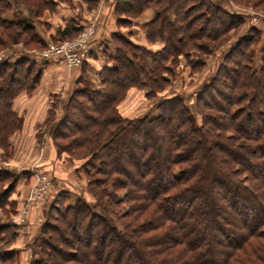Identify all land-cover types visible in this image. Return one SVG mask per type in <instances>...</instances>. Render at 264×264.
I'll list each match as a JSON object with an SVG mask.
<instances>
[{"label":"trees","instance_id":"1","mask_svg":"<svg viewBox=\"0 0 264 264\" xmlns=\"http://www.w3.org/2000/svg\"><path fill=\"white\" fill-rule=\"evenodd\" d=\"M11 2L0 0V28L6 32L0 45L29 33L24 45L41 42L29 18H5ZM22 2L37 12L48 6L47 0ZM147 7L155 17L142 27L145 38L163 47L149 51L114 32L115 54L96 74L98 89L84 83L87 88L69 96L63 119L54 123L48 116L56 155L87 154L80 168L91 178L87 185L96 201L89 204L84 194L63 207L60 196L71 193L53 195L30 264H264V44L260 68L254 66L260 33L251 27L252 37L233 46L211 78L190 93L192 101L185 93L172 95L152 104L156 115L125 118L117 106L129 89L154 98L170 82L169 63L183 57L199 70L203 55L216 49L212 44L243 24L211 0H116L118 28L128 27ZM76 30L81 31L70 26L61 35L68 38ZM24 62L0 63L5 156L11 136L23 126L14 102L32 92L41 76V68ZM77 96L86 102L74 101ZM19 177L0 169V208L15 209L10 198ZM16 226L0 225V264L17 262L11 248L17 232L10 233Z\"/></svg>","mask_w":264,"mask_h":264},{"label":"crops","instance_id":"2","mask_svg":"<svg viewBox=\"0 0 264 264\" xmlns=\"http://www.w3.org/2000/svg\"><path fill=\"white\" fill-rule=\"evenodd\" d=\"M85 2L99 3L104 2V0H84ZM221 2V5H225L227 9L233 12L232 7L226 2ZM115 4L116 0H108L107 5H98L101 8V16L97 26L96 35L93 38L91 47L92 54L90 58L80 67H75L69 69L62 62L59 61H48L41 63V76L39 83L35 89V92L31 95L27 93H21L15 100L13 109L15 113L23 118V126L19 132H17L10 139V156L12 163H0V169H8L20 174L21 177L18 178L15 192L11 195V201L16 205L14 210H18L24 205L29 183L31 179L30 168L37 166L39 170L47 171L55 177L59 173L62 177H57L54 183L60 181L56 187L57 192L68 191L72 194H82L83 190L81 185L84 183V173L81 171L80 166H72L69 169L64 165L57 157L53 151V145L48 134H45L44 125L48 119L49 112H55L57 115H61L64 110V105L66 104L72 91L79 84V79L89 75L95 77L96 74L105 66L110 65L109 62L104 60L105 56L109 59L114 53V47L112 45L111 36L117 29V22L119 18L115 15ZM235 10V9H234ZM53 16L56 20L68 28L73 26L74 29H81L84 21H81L77 14L68 6H57L53 12ZM155 17L153 10H146L140 14L135 19H129L131 29L124 31L123 35L130 40L133 44L143 47L149 51H158L163 47V44L159 41L155 43H150L145 38V31L142 29L144 25L151 22ZM49 20L51 19L48 16ZM242 20H245L243 16ZM31 24L34 26L36 34L44 41L46 40L43 29L38 24V22L29 19ZM47 20V24H49ZM260 23V21H258ZM243 24H246L243 21ZM249 24H251L249 22ZM252 28H256L262 35L261 24L251 25ZM61 28L62 31L65 30ZM126 28V27H123ZM122 29V28H120ZM245 29V27H244ZM264 30V29H263ZM264 33V32H263ZM264 42V35L262 36ZM221 58L218 56L215 63L220 61ZM37 58H35L36 60ZM217 63V64H218ZM216 64V65H217ZM216 67L215 64L213 65ZM213 70L210 71L212 73ZM186 91L182 92L184 94ZM192 92V91H191ZM187 93V92H186ZM185 93V94H186ZM174 94V93H173ZM179 94V93H177ZM145 95L142 91H137L134 102L137 104L140 101V106L136 113L129 115V118L143 117L148 113V108L152 106L151 102L146 103L144 101ZM143 104V105H142ZM128 118V116H124ZM33 158V162L23 161L25 158ZM38 157V158H37ZM37 158V159H36ZM36 159V160H35ZM35 160V161H34ZM23 161V162H22ZM27 173V174H26ZM72 175L73 178H70ZM74 175V176H73ZM62 178V179H60ZM69 179V180H68ZM64 183V184H63ZM82 183V184H81ZM67 187H65V186ZM59 187V188H58ZM43 207L45 210L43 211ZM47 205L42 206H31L25 216V222L23 224H17V232L26 235L27 244L31 243L32 238L38 233L39 229L46 221L44 219ZM12 246V249L16 251H22L25 249V241L20 242V238L16 240ZM28 244V246H29ZM28 250L25 249V251ZM23 253V251L21 252Z\"/></svg>","mask_w":264,"mask_h":264},{"label":"rangeland","instance_id":"3","mask_svg":"<svg viewBox=\"0 0 264 264\" xmlns=\"http://www.w3.org/2000/svg\"><path fill=\"white\" fill-rule=\"evenodd\" d=\"M11 1H12L11 3L13 4L14 7H13L12 11L6 13L5 18L13 20L12 16L16 14L17 19L18 18L23 19L25 17V18H29V19H32V20L38 22V24L43 29V32H45L44 35H45L46 40L43 41L39 37L41 39V42H34L30 45H24L23 44L24 39L28 38V36H26V35H32L31 33H29V34H26L22 37H19L16 40L17 43H15V44L10 45L9 42H5L4 45L3 44L0 45V57H2V59L6 58L4 61H2V63L5 61L8 63H15V61H17V60H21V59L23 60L24 59L25 60L24 63H26V65H28L29 63H31V64L34 63V69H40L41 63L43 61L40 59L35 60V58H33V54H31V52L44 51L48 45H54V46H60V47L63 46L64 48L72 47L74 44H77L81 40H85V39H88V44H89L88 57L83 61V63L81 65H79L77 67H80L84 63L87 62V60L90 58V56L92 54L91 44H92L94 36L96 35L97 26H98L99 19H100L101 13H102L101 8L99 9L97 6L98 5H107L108 0H104L103 4H102V2H99V3H93L92 2L91 3L88 1L85 2L84 0H47L48 6L42 12H37L34 10V8H31L29 10L27 8V6L22 2L23 0H11ZM211 1L214 2L215 4H218V5H221L220 1L226 2L228 5H230V7L235 9V10L233 9V12H231L228 9L229 12L234 14L235 16H237L236 18H241L243 16V18H245V20H242V21H244L246 24H242L241 27H237L236 29L230 30L228 34H225L223 36L222 42H217V44H216V42H214L212 45H214V47H216V49L212 53H207L206 55H203L205 62L203 64V66L201 68H199V70L193 71L192 69H190V67L187 65L186 59L183 57H180L178 59V61H179L178 64L177 63H175V64L169 63L168 65L173 72V74L170 78L169 84L164 88L163 91L157 93L154 98H152V99L144 98V101L146 103L151 102V104L152 103L155 104L156 102H158L162 98L170 97L172 95H182V92H184V91H186L187 93L186 92L185 93L188 94L187 99H190V93H192L193 91L199 90L211 78L212 74L215 72V69H216L217 65L220 63V61L223 60L224 57L229 52L233 51V49H234L233 46L236 45L237 43H239L241 40L248 39L249 37H252L253 34L249 30L252 27L251 25L261 24L262 25L261 26L262 31L264 32V30H263L264 29V3H262V1H264V0H211ZM61 5L67 6V7L69 6L77 14L78 18L81 21H84V23L81 27V31L79 30V32H78L76 30L71 37L64 38V39L61 35V32H62L61 28H64L65 26L60 24L56 20V18L53 16V12L55 11L56 7L61 6ZM223 7H225V5ZM149 9L153 10L151 7H147L146 9L141 11L139 13V15L142 14L143 12H145L146 10H149ZM118 15H121V14L118 13ZM48 16L51 17L50 20H49ZM119 17L124 19V16H122V15ZM47 20L51 21V22H49V24H47L46 23ZM258 21H260V23ZM249 22L251 24H249ZM129 26L126 28H122V29L117 27L116 31L118 33L120 32L123 34L124 31L126 32L129 29H131V27H129ZM244 27H245V29H244ZM263 32H262V35L260 34V36H261L260 42L257 46L258 48L256 49L258 54H257L256 60H255L254 66L256 68L258 67V69L260 68L259 59H261V55L259 54V51H260V48L262 47V45L264 44L263 39H262V36L264 35ZM5 34H6L5 30L0 28V41L4 40ZM171 34H172V30H170L168 32L169 38H171ZM171 40L173 41L174 38L172 37ZM119 47H120V44H119ZM121 47L124 48L123 46H121ZM190 53L196 56V53L194 51L193 52L191 51ZM114 54L115 53H113V55ZM129 54L132 55L131 52ZM218 56L221 57V58H218V59H220V61H219V63H218V61L215 63V60ZM106 59L108 60L107 56H105L104 60L106 61ZM54 61L62 62L65 65V63L61 60H54ZM214 64L216 66L215 68L213 66ZM73 68H75V67H73ZM69 69H72V68H69ZM211 70H213L212 73H210ZM82 78L83 79L79 82V84L77 85L76 88H79V89L87 88V87H85L84 83H88V86L90 88L98 89V83H97V80L95 79V77H91L89 75H86ZM35 89L32 92H30L29 95L33 94L35 92ZM137 91H140V90L135 89V88L129 89L125 93V95L122 97L121 101L119 102V104L117 106V110H118V113L122 117L128 116V118H129V115L136 113V111L138 110L141 101L136 104L133 100ZM177 93H179V94H177ZM261 98H262V96H261ZM74 99H75L74 101H76V100L84 101L83 98H81V96L80 97L77 96ZM190 100L192 101V98ZM84 102H86V101H84ZM263 102H264V99H263ZM74 104H75V102H74ZM74 104H73V114L71 115L72 118L77 113L75 110ZM189 104L191 105V102ZM260 107L263 108V106H260ZM148 112H150V115H156V110L153 109L152 106H150V108H148ZM49 115L54 120V123H57L59 120L64 118V113H62L61 115H57V113L51 111V113L49 112ZM136 118H141V117H136ZM44 128H45V134L47 135L48 134V126L44 125ZM15 134H13L11 136V138ZM48 137H50V136L48 135ZM55 143H59V144L63 145L62 141H60V140L55 141ZM53 148H54L53 151L56 154L57 150L55 148V145L53 146ZM80 153L81 154L72 155V156L67 155L65 153H61V154H57L56 157L64 165H66L67 168L72 169L74 166H76V165L80 166V164L82 162L88 160V156L85 152H80ZM10 160H11V156L3 155V152L0 149V163H6V164L7 163L8 164L9 163H11V164L15 163V162H12ZM25 160L28 161L29 163L33 162L32 157L23 159V161H25ZM31 169H36L35 171L43 173L50 183V190H49L48 196L44 199V201L42 203L43 206L44 205L49 206V204H51L53 201V200H50L51 197L53 195H55L56 193H58L56 190V187H54V185L57 184V186H58L60 181L65 183L64 180H59L57 183H54V181H56L57 177L63 176V175L62 176L59 175V173H62L63 171L57 173L56 176L54 177L52 175L53 172L51 174H49L47 171L39 170L37 168V166L30 168V170ZM81 171L84 173L83 175H85V168L84 167H83V169L81 168ZM11 177L13 179H15L16 174L11 175ZM11 177H9L10 179L8 178V181H11ZM70 178H73L72 175ZM60 179H62V178H60ZM89 179L91 180L90 177H86V175L84 176V183L83 184L81 183L82 184L81 188L83 190L82 194H72L71 193L70 195L60 196L62 198L59 201H60V203L61 202L63 203V207H65V206L67 207L69 205L70 206L74 205V203L78 199V196L83 197L84 194L87 195L88 197H91L90 199L88 198L85 200L89 204L93 203L95 198H94L93 194L89 191L88 185H87V181ZM32 184H33V180L31 178L30 183H29L28 193H29V189H30ZM63 186H65V185H63ZM65 187H67V186H65ZM59 189L64 190L65 188H59ZM94 190L95 189H92V191H94ZM59 192H61V191H59ZM28 193H27L25 202L27 200ZM56 196L57 195H55L54 198ZM106 200L107 199L103 200V202ZM25 202L23 203L24 205H25ZM24 205H22V207L18 210H13V207L11 208L8 206L0 208V225L4 224V223H8V224L10 223L11 224L12 222H15L17 224L21 223L20 218H19L20 217L19 214H20L21 210L24 208ZM42 205H40V206H42ZM31 206H33V205H29L27 207V212ZM44 210H45V208L43 207V211ZM46 210H47V212H45V216H44L45 220H47L48 215L51 213V211H50L48 214V207L46 208ZM123 210L124 209L120 210L119 215L120 214L122 215L123 212H121V211H123ZM26 214H25V216H26ZM25 221L26 220L24 219V222ZM23 223H21V224H23ZM16 227H15V229L12 228L10 230L11 234L13 233V231L16 230ZM39 231H40V229H39ZM39 231H38V233H39ZM16 232H17V230H16ZM38 233L32 238L31 243L30 244L28 243L29 246L27 244L26 235H24L22 233H18V232L16 233L17 234L16 237H17V239L20 238V242H21V240L26 242V244H24L25 249H27V247L30 248V250L28 249L27 251H25V249L22 250L23 253H21L22 251L17 250L18 259H17L16 264H30V261L33 259V257L31 256V253H32L31 250H33V251L36 250L34 243H36L35 241L37 240V237H38V239L41 237V236H38L39 235ZM11 234L5 235V238L8 240V237H10ZM14 236L15 235H13L11 237V239H13ZM16 240H15V242H17ZM31 245L32 246L34 245V246L31 247Z\"/></svg>","mask_w":264,"mask_h":264},{"label":"built area","instance_id":"4","mask_svg":"<svg viewBox=\"0 0 264 264\" xmlns=\"http://www.w3.org/2000/svg\"><path fill=\"white\" fill-rule=\"evenodd\" d=\"M88 53V39L81 40L77 44H74L72 47L64 48L63 46L60 47L48 45L44 51L31 52V54H33V58L40 59L43 62L61 60L68 68H73L81 65L83 61L88 57ZM5 59H2V57H0V63H2V61H4ZM35 170L36 169L30 170L33 184L29 189L24 208L19 214L21 223L24 222L25 214L27 213V207L29 205H42L50 190V183L46 176L43 173L37 172Z\"/></svg>","mask_w":264,"mask_h":264}]
</instances>
